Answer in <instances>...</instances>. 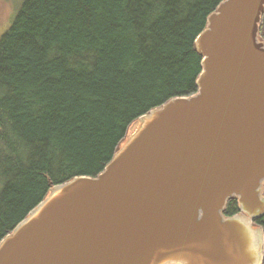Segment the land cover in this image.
<instances>
[{
	"label": "water",
	"instance_id": "obj_1",
	"mask_svg": "<svg viewBox=\"0 0 264 264\" xmlns=\"http://www.w3.org/2000/svg\"><path fill=\"white\" fill-rule=\"evenodd\" d=\"M263 13L264 0L221 2L195 40L198 93L141 116L97 177L53 187L0 264H262Z\"/></svg>",
	"mask_w": 264,
	"mask_h": 264
},
{
	"label": "trees",
	"instance_id": "obj_2",
	"mask_svg": "<svg viewBox=\"0 0 264 264\" xmlns=\"http://www.w3.org/2000/svg\"><path fill=\"white\" fill-rule=\"evenodd\" d=\"M223 1L21 0L0 36V242L53 187L97 177L141 116L198 93L195 40Z\"/></svg>",
	"mask_w": 264,
	"mask_h": 264
},
{
	"label": "rangeland",
	"instance_id": "obj_3",
	"mask_svg": "<svg viewBox=\"0 0 264 264\" xmlns=\"http://www.w3.org/2000/svg\"><path fill=\"white\" fill-rule=\"evenodd\" d=\"M20 5L21 0H0V36L12 25Z\"/></svg>",
	"mask_w": 264,
	"mask_h": 264
}]
</instances>
